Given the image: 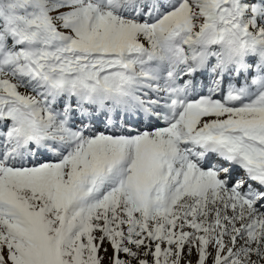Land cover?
<instances>
[{
	"label": "snow or ice",
	"instance_id": "snow-or-ice-1",
	"mask_svg": "<svg viewBox=\"0 0 264 264\" xmlns=\"http://www.w3.org/2000/svg\"><path fill=\"white\" fill-rule=\"evenodd\" d=\"M0 264H264V0H0Z\"/></svg>",
	"mask_w": 264,
	"mask_h": 264
}]
</instances>
